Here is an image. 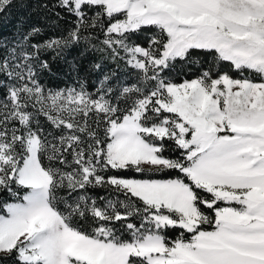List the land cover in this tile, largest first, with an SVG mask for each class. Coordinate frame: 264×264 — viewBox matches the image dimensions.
I'll return each instance as SVG.
<instances>
[{"label": "snow or ice", "instance_id": "6c2138e0", "mask_svg": "<svg viewBox=\"0 0 264 264\" xmlns=\"http://www.w3.org/2000/svg\"><path fill=\"white\" fill-rule=\"evenodd\" d=\"M42 7L0 40V264H264V0Z\"/></svg>", "mask_w": 264, "mask_h": 264}, {"label": "trees", "instance_id": "16d2710c", "mask_svg": "<svg viewBox=\"0 0 264 264\" xmlns=\"http://www.w3.org/2000/svg\"><path fill=\"white\" fill-rule=\"evenodd\" d=\"M45 3L51 4V0H14L13 6L4 14L3 18H0V40H15L22 32L27 31L32 26L40 27L45 34H50L49 21L46 18L48 12L42 7ZM73 58L79 64L80 75L82 76L85 75L91 65L101 64L99 71L88 73L87 85L90 89L102 78L103 73L116 68V65L105 59L100 52L93 51L91 48L85 50L83 43L69 50L67 59L72 60ZM56 67L61 70L51 76L46 74L41 82L52 88L71 84L72 79L65 74L66 66L58 64ZM119 72L123 74V65H121Z\"/></svg>", "mask_w": 264, "mask_h": 264}]
</instances>
